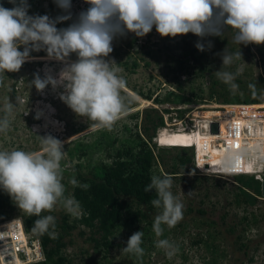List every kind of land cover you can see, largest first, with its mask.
I'll return each mask as SVG.
<instances>
[{"label": "rangeland", "instance_id": "374dc122", "mask_svg": "<svg viewBox=\"0 0 264 264\" xmlns=\"http://www.w3.org/2000/svg\"><path fill=\"white\" fill-rule=\"evenodd\" d=\"M48 1L54 6L51 7ZM27 2L30 16L47 15L55 19L65 14L54 0ZM71 2L73 19L57 24L58 29L68 27L88 7L84 0ZM232 37L231 30L226 31L223 37L209 36L203 41L191 33L175 38L161 37L155 27L142 38L132 33L116 37L112 43L113 51L106 59L114 60L121 69L119 75L127 82L123 95L132 102L129 105V115L118 120L110 131L93 130L90 127L91 121L78 117L60 99L63 87L53 89L49 85L43 92L37 91L32 84L35 76L38 74L43 79L47 70L52 76L59 78L65 62L50 59L44 50L31 52L30 59L18 72L0 74V109L6 100L15 105L9 131L7 134H0V150L40 151L39 137L51 135L60 140L66 152V157L61 162L62 183L66 188L65 195L73 196L71 180L78 182V174L90 175L100 163H109V151L113 154L119 148L138 145L137 134L143 137L146 110L156 109L163 119L169 113L171 123L175 119L180 120L191 105H204L203 109H198L206 114L210 112L208 116L218 115L220 108L211 106L225 104L220 93L228 87L214 73L222 68L220 54L226 48L229 53L238 50L241 52L242 61L223 69L236 72L241 68L235 81L239 85V92L249 96L250 83L264 87V45L237 46ZM209 41L212 44L210 49L207 47ZM198 42L204 43V51L196 48ZM192 53V57L196 59L194 63L190 58ZM76 59V55L72 54L67 62L71 63ZM181 63H184V69L180 68ZM212 86L217 88L213 96L210 94ZM138 93L151 95L153 98L147 100ZM225 94L229 96V93ZM156 96L166 102L156 103ZM261 100L262 103L255 104L257 109H264V96ZM3 115V111H0V117ZM164 128L151 140V146L161 164L160 170L164 174L173 171L177 155L194 157V151L189 147L201 149L208 144L217 149L214 142L220 139L219 135L199 132L188 141L182 139L181 142V138L187 137L182 136L184 132H170L163 130ZM160 132L162 134L158 136ZM104 134L108 135L111 143L117 139L113 146L105 148L100 142ZM260 140L263 146L262 151L258 152L261 155L257 157L256 168L247 171L252 176H202L193 162L187 167V175H172L174 180L171 191L184 205L183 219L174 228L164 226L161 237H156L152 230L154 217L159 210L148 212L147 222L140 224V230L130 229L126 225L118 228V242H122L123 246L104 257V253L96 250L91 241L93 233L78 225L65 237L66 255L70 262L68 264H264V197L262 183L258 181L261 176L264 179V136ZM202 155L207 160L210 158L205 151H202ZM219 160L211 162L212 173H215ZM250 179L260 183V192L253 185L249 187L242 184ZM242 185L248 190L245 189L247 194L256 196L255 203L248 204L244 201L238 188ZM0 192L4 191L0 189ZM5 194L9 201L4 210L7 219L23 218L21 210ZM203 211L205 215L201 214ZM45 214L54 216L59 225L63 223V217L68 215L59 205L54 211ZM70 217V222L73 223L76 217ZM245 218L249 219V224L245 222ZM137 231L144 233L142 257L122 251L127 240ZM157 239H168L175 243L178 246L176 255L169 259L163 250L157 249ZM243 243L246 248L242 247ZM251 258L253 262L250 261Z\"/></svg>", "mask_w": 264, "mask_h": 264}, {"label": "clouds", "instance_id": "9594fccd", "mask_svg": "<svg viewBox=\"0 0 264 264\" xmlns=\"http://www.w3.org/2000/svg\"><path fill=\"white\" fill-rule=\"evenodd\" d=\"M8 3L13 7L0 5V74L18 72L34 51L44 50L50 59L65 62L59 78L46 70L44 78L37 74L32 84L39 92L49 85L53 89L63 87L60 99L78 117L91 121L93 130L110 131L130 112L132 101L123 95L127 82L119 75L121 69L115 61L106 59L118 36L132 33L142 38L155 27L161 37L191 33L203 41L209 36L223 37L231 30L237 46L264 45V0H84L87 9L68 27L59 29L57 24L73 19L71 0H54L65 13L55 19L47 15L30 16L27 0H8ZM207 47H212L210 41ZM196 48L204 51L205 45L198 42ZM72 54L77 59L68 63ZM220 55L222 68L214 74L236 94L239 85L235 81L241 68L236 72L223 69L242 61L241 52L229 53L226 48ZM248 88L253 97L258 95L256 84L250 83ZM14 110L15 105L6 100L0 109L4 113L0 117V134L9 131ZM39 139L40 151L0 150V189L23 214L37 217L33 233L55 238V217L42 213L52 212L59 205L69 215L78 217L82 209L73 196L65 195L63 143L51 135ZM247 155V148L226 149L219 162L220 169L224 173L238 171ZM173 180L170 174H153L144 189L154 190L156 194L151 200L152 206L159 210L152 224L156 237L163 235L164 226L174 228L183 219L184 205L171 191ZM71 184L85 190L90 187L78 185L75 179ZM143 235L142 231L132 234L122 251L142 257ZM155 247L163 250L169 259L178 252V246L168 239H157Z\"/></svg>", "mask_w": 264, "mask_h": 264}, {"label": "trees", "instance_id": "16d2710c", "mask_svg": "<svg viewBox=\"0 0 264 264\" xmlns=\"http://www.w3.org/2000/svg\"><path fill=\"white\" fill-rule=\"evenodd\" d=\"M39 1L43 2L44 0ZM48 4L51 7L54 6L51 1H48ZM0 5L5 8L13 7L12 4L8 3V0H0ZM192 56H194V53L190 57L192 58L191 62L194 63L196 59ZM134 65L138 66L137 63H134ZM180 68H185L184 63H181ZM213 88L215 87L212 86L210 92L212 96L217 89ZM257 89L259 91L256 97H253L251 92H249V96H245L244 93L239 91L236 94H232L228 88H225L220 95L225 104H259L262 103L261 97L264 96V87L257 86ZM225 92L229 93V96ZM138 94L147 100H152L153 98L151 95ZM154 101L156 103L166 102V100H161L159 96H156ZM143 123V137L137 134L139 142L136 147L119 148L113 154L108 150L109 163H100V166L95 171L90 172V175H77L78 185H90L87 190L80 186H73L72 195L79 202L82 215L74 218L73 223L70 222L71 217L69 214L63 217L61 225L56 221L54 231L57 235L55 238L48 234L39 235L46 260L38 264H68L69 258L66 255L67 244L65 243V237L78 225L89 229L93 233L94 237H91V241L94 243L95 249L103 252L104 257H106L112 250L123 246L122 242H118L119 237L117 236L120 226L126 225L130 229L136 228L135 230H140V224L147 222L148 212L151 213L158 210L151 204V200L156 198L155 191L145 192L144 189L150 183V178L153 174L162 175L163 173L160 170V161L151 146V140L160 129L165 127V122L156 109H151L145 111ZM116 141L117 139L111 143L108 135L104 134L101 136L100 142L105 145V148H109ZM192 162V156L179 154L174 159L173 171L168 174L187 175L189 173L187 167ZM242 184L249 187L253 185L255 190L260 192L261 185L254 179ZM244 185L241 186L243 189L238 187L245 198L244 201L248 204L255 203L256 196L247 194V189ZM5 195L4 192H0V222L9 220L4 212L6 204L9 202ZM201 214L205 215V212L203 211ZM42 215L46 214L42 213ZM22 219L26 230L31 231L37 217H29L24 214ZM244 220L249 224L248 218ZM143 228L141 227V229ZM237 238L241 239L240 235H237ZM242 247L246 248L247 246L243 243ZM240 250L244 249L240 248ZM251 259L250 261L253 262V259Z\"/></svg>", "mask_w": 264, "mask_h": 264}, {"label": "built area", "instance_id": "2783aa9c", "mask_svg": "<svg viewBox=\"0 0 264 264\" xmlns=\"http://www.w3.org/2000/svg\"><path fill=\"white\" fill-rule=\"evenodd\" d=\"M219 106L222 108L217 111L218 115L211 116H208L210 112L206 114L201 111L205 107L204 105L188 106L190 110L180 120L175 119L172 123L169 122L171 115L166 113L164 115L165 128L163 130L184 132L182 136H187V139L181 138L180 141L182 142V139L188 141L199 132L208 135H219L211 132L212 125L218 123L221 139L216 141V152L210 146H207V153L211 156H219L221 160L226 149L247 148L248 155L245 157L240 169L234 173H224L218 163L219 173L210 174L207 172L212 166L211 164L207 165L210 161L200 156L197 147H189L194 151L193 164L202 176H240L241 173L256 168L257 157L261 155L258 152L262 151L263 146L260 139L264 136V109H257L255 104L246 103ZM199 107L203 108L198 109ZM161 132L158 136L163 133ZM258 181L260 183L264 182L262 176ZM45 260L46 256L39 235L32 231L28 232L22 218L0 222V264H38Z\"/></svg>", "mask_w": 264, "mask_h": 264}, {"label": "bare ground", "instance_id": "6f19581e", "mask_svg": "<svg viewBox=\"0 0 264 264\" xmlns=\"http://www.w3.org/2000/svg\"><path fill=\"white\" fill-rule=\"evenodd\" d=\"M213 108H222L221 106H219V105H215V106H212ZM199 108H203V107H199ZM174 126V125H173ZM172 127V126H171ZM219 135H220V133H219ZM221 139V138H220ZM219 140V139H218ZM217 141V140H216ZM216 141L214 142V145L216 144ZM207 146H210V148L213 150V151H215L216 152V149H214V148H212L211 147V145H205L204 146V148H201V149H198V151H199V153H200V156L201 157H204V155H202V151H205V153L206 154H208L207 153ZM216 146V145H215ZM209 156H210V158H208V160L210 161L209 163L211 164V162L214 160V159H217V160H219L220 158H219V156H211L210 154H208ZM205 158V157H204ZM207 160V159H206ZM209 163H207V165L209 164ZM218 163H219V161H218ZM209 164V165H210ZM212 165V164H211ZM218 166V165H217ZM217 166L215 167V173H212L211 172V170H212V166H211V169L209 170V171H207V172H209L210 174H216V173H219V171H218V169H217ZM204 172H206V171H204ZM240 176H252V175H249V174H247V172H243V173H241V175Z\"/></svg>", "mask_w": 264, "mask_h": 264}, {"label": "water", "instance_id": "95a60500", "mask_svg": "<svg viewBox=\"0 0 264 264\" xmlns=\"http://www.w3.org/2000/svg\"><path fill=\"white\" fill-rule=\"evenodd\" d=\"M212 134H219V125L218 123H215L212 125ZM262 195L264 197V182L262 183Z\"/></svg>", "mask_w": 264, "mask_h": 264}]
</instances>
